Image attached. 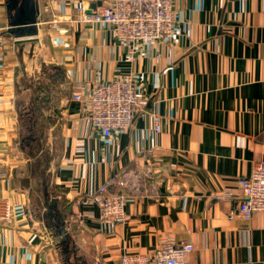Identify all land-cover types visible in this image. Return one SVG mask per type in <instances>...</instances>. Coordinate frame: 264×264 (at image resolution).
I'll list each match as a JSON object with an SVG mask.
<instances>
[{
    "label": "crops",
    "instance_id": "obj_1",
    "mask_svg": "<svg viewBox=\"0 0 264 264\" xmlns=\"http://www.w3.org/2000/svg\"><path fill=\"white\" fill-rule=\"evenodd\" d=\"M31 1L34 23L16 28L15 6L26 18L30 0H0V200L16 209L12 224H0V264H65L67 247L93 264H118L124 254L152 255L167 238L194 245L186 264H264V212L249 222L229 217L239 178L264 160V0H175L171 55L158 42L132 62L108 28L76 22L77 6L107 0ZM130 73L149 103L103 141L80 126L72 94ZM27 149L51 157L35 201ZM111 180V193L134 200L107 235L98 206L80 201Z\"/></svg>",
    "mask_w": 264,
    "mask_h": 264
},
{
    "label": "built area",
    "instance_id": "obj_2",
    "mask_svg": "<svg viewBox=\"0 0 264 264\" xmlns=\"http://www.w3.org/2000/svg\"><path fill=\"white\" fill-rule=\"evenodd\" d=\"M57 4L60 0H49ZM175 0H107L89 14L84 6L76 7V22L90 27H106L117 41L118 46L128 50L127 61L132 62L136 55L148 56L154 44L166 42L168 54L178 31ZM4 39L0 35V49ZM72 100L81 104L80 126L88 125L97 132L103 141L115 139L129 129L136 117L143 113L149 103L140 78L134 73L115 76L108 82L98 81L84 84L72 94ZM154 133L161 131L162 118L156 109L152 110ZM78 151L83 152L85 139L79 138ZM114 180L101 186L94 196L83 204H95L99 208V229L111 235L116 227L128 220L127 204L134 197L113 194L110 186ZM120 186L126 182L121 181ZM241 201L229 217L249 222L258 212H264V160L253 167L249 176L238 180ZM16 209L8 200H0V224L14 222ZM194 251V245L188 241H175L167 238L162 241L152 255L124 254L118 264H186V257Z\"/></svg>",
    "mask_w": 264,
    "mask_h": 264
},
{
    "label": "rangeland",
    "instance_id": "obj_3",
    "mask_svg": "<svg viewBox=\"0 0 264 264\" xmlns=\"http://www.w3.org/2000/svg\"><path fill=\"white\" fill-rule=\"evenodd\" d=\"M24 140L25 141L23 142V145H24L23 147H24V149H26L25 143H26L27 139L24 138ZM35 151H36L35 149L31 150V151L27 149L29 156L32 158V161L30 163V164H32L31 165L32 171L38 177V183L36 185L34 184L35 193L33 194V198H34L33 201H35V199H38V197L40 199L43 198V196H42L43 185L47 184L49 182L48 175L44 176L43 173H44V171H46L48 169V165H49L50 159H51L50 154L47 153L46 155H43L42 157H40L37 154H35L36 153ZM50 167H53V166L50 165L49 168ZM36 194H38V196ZM66 254H68L67 255L68 258L65 257V259H66L65 264H93L92 262H89V259L87 257H85L87 259H84L83 257H81L82 256L81 254L78 253L79 255H77L73 248L70 249V247H69V249H68V247H67Z\"/></svg>",
    "mask_w": 264,
    "mask_h": 264
},
{
    "label": "water",
    "instance_id": "obj_4",
    "mask_svg": "<svg viewBox=\"0 0 264 264\" xmlns=\"http://www.w3.org/2000/svg\"><path fill=\"white\" fill-rule=\"evenodd\" d=\"M31 2H32L31 0H30V2H27V6L30 7L31 6ZM7 5H9V0H7ZM31 7H32V9L29 10L30 12L27 13L26 18H22V14H21V9L22 8H19L18 6H15L16 15L13 17L12 23H13V25L16 28H20L22 25H32L34 23L35 10L33 8L34 6H31ZM91 12H92V10L88 11L89 14ZM13 30H15V29H13ZM22 35H25V33H19V32L15 33V37H17V38L21 37ZM15 40H18V39L15 38ZM29 41H32V40H29ZM49 214L52 216V218H54L58 223H60L62 225L61 219L56 214L53 213L51 208H49ZM55 228L57 230V233L62 236L63 241L67 243L68 239H67V236H66V234H67L66 229L63 226H61L60 228H57L55 226Z\"/></svg>",
    "mask_w": 264,
    "mask_h": 264
}]
</instances>
